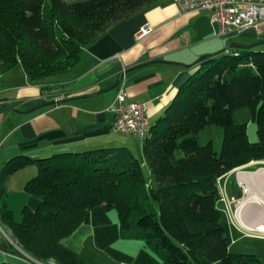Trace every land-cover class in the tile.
<instances>
[{
  "label": "trees",
  "instance_id": "obj_1",
  "mask_svg": "<svg viewBox=\"0 0 264 264\" xmlns=\"http://www.w3.org/2000/svg\"><path fill=\"white\" fill-rule=\"evenodd\" d=\"M159 0H0V75L21 65L30 80L72 69L83 47L111 25ZM142 141L143 164L126 147H98L33 158L15 154L0 171V221L20 250L40 262L86 264L62 243L101 206L117 214L121 237L142 240L160 264H264L230 250L218 179L264 160V51L225 48L197 62ZM256 125L250 141L236 111ZM222 128L218 153L196 134ZM25 146L24 148H27ZM34 165L24 190L38 198L15 222L6 179ZM0 264H12L2 261Z\"/></svg>",
  "mask_w": 264,
  "mask_h": 264
},
{
  "label": "crops",
  "instance_id": "obj_2",
  "mask_svg": "<svg viewBox=\"0 0 264 264\" xmlns=\"http://www.w3.org/2000/svg\"><path fill=\"white\" fill-rule=\"evenodd\" d=\"M145 24L152 31L138 38L136 34ZM229 44L264 51V28L248 27L222 39L215 36L207 9L180 13L172 0H159L111 25L85 45L78 63L65 73L32 81L21 65L15 66L0 75V166L15 154L42 158L66 151L126 147L140 159L149 177L143 140L112 125L110 107L119 89L125 90L128 102L145 103L151 127L180 84L197 68L199 58ZM248 137L257 138L255 132H248ZM254 165H264V160L251 161L218 179L221 188L220 183L224 185L226 177L234 175L237 188H222L233 202L243 197L240 182L244 181L238 173L248 174L244 180L251 188L260 183L250 178L261 169H252ZM244 168L251 171H239ZM35 173V166L27 165L6 179L8 203L20 202L31 209L38 205V198L24 190ZM250 209L246 208L243 219L252 225L255 219L254 223L249 219ZM62 243L86 264H160L142 240L121 237L116 212L101 206L86 211L83 222ZM2 261L40 264L26 254L0 250Z\"/></svg>",
  "mask_w": 264,
  "mask_h": 264
},
{
  "label": "built area",
  "instance_id": "obj_3",
  "mask_svg": "<svg viewBox=\"0 0 264 264\" xmlns=\"http://www.w3.org/2000/svg\"><path fill=\"white\" fill-rule=\"evenodd\" d=\"M172 1L180 13L207 9L209 11V21L215 26V36L222 39H226L248 27H254L256 29L264 28V0ZM151 31L152 27L149 24H145L141 26L136 36L140 38ZM56 100L58 101L60 99L56 98ZM110 110L113 113L112 125L116 130L125 134H132L142 140L149 135L150 125L145 103L139 101L128 102L126 100V92L122 87L119 89ZM241 187L246 195L247 186L242 185ZM220 194L221 200L225 201L226 205L232 203V200L227 196L224 189H222ZM231 222L234 221L232 220ZM237 225H239V228H245L239 222ZM0 229L2 230L1 226ZM256 232L264 234V231ZM5 235L8 241L15 244L20 250L9 235ZM40 264L43 263L40 262Z\"/></svg>",
  "mask_w": 264,
  "mask_h": 264
},
{
  "label": "rangeland",
  "instance_id": "obj_4",
  "mask_svg": "<svg viewBox=\"0 0 264 264\" xmlns=\"http://www.w3.org/2000/svg\"><path fill=\"white\" fill-rule=\"evenodd\" d=\"M235 114H236V117L239 121H241V122H247L248 121L247 133L248 132L249 133L255 132V134H256V125L251 121L250 116H249V111L247 108L239 109L236 111ZM222 134H223V132H222V128L220 126H218L216 124H210V125H207L201 131H199L196 134V138H197L199 144H201V145L207 143L208 141H212L215 150L219 153L220 148H221V143H222ZM250 141L253 142V141H256V139L250 140ZM2 166H3V164L0 166V171H1ZM257 166H259V165H254L251 168L255 169V168H257ZM258 168H264V165H260ZM241 170L242 171H251V169H247V168L240 169L239 171H241ZM36 171H37V168H36ZM261 171H264V170H258L255 173H259ZM240 175L241 174H238V176H240ZM234 182H235L234 175L230 174L229 176H227L225 179V184L223 185V183H220V185H221V189L219 188L220 193L222 192V188L226 189V187H227L228 191L232 187L237 188V186ZM225 185H226V187H225ZM256 185H257V188H259L261 186L260 183H258ZM241 189H242V187H241ZM238 190H239V192H241L240 189H238ZM242 193H243V197H242V199H243L246 197L245 193L243 192V189H242ZM241 200H239V202ZM237 205H238V201H234V202L232 201V203L229 205H226L225 201H223V200H221L219 202V207L222 209V211L224 212L225 218L230 223L229 227H230V234H231V238H232L230 250L232 252H236V253L254 254L262 263H264V234H261V233L256 232V231L247 230L245 228H238V226H236V224L238 223L236 218H235V211L237 209ZM24 206H26V205L23 203H20V202H18V203L13 202L12 204L8 203V207L12 211L13 219L15 222L21 221V218H22L21 211H22V208ZM249 207L251 208L249 210V213H248L249 219L251 218L252 222L254 219L256 221V222L254 221L255 223L253 222L254 223L253 225H256L258 223L262 224V221H264V220H262V219H264V217H262V215H264V209H262L261 206H248L246 208H249ZM246 208H244V210H243V215H244V211L246 210ZM232 220L234 222H231ZM0 226L2 228V230L0 229V250L12 252V253L16 252V250H19L15 244L10 243L8 241V239L5 235V234H7V235L11 236L9 229L1 221H0ZM10 238H12V237H10ZM36 261H38V260H36ZM41 263L49 264L46 262H41Z\"/></svg>",
  "mask_w": 264,
  "mask_h": 264
},
{
  "label": "bare ground",
  "instance_id": "obj_5",
  "mask_svg": "<svg viewBox=\"0 0 264 264\" xmlns=\"http://www.w3.org/2000/svg\"><path fill=\"white\" fill-rule=\"evenodd\" d=\"M259 170H264V168H261ZM245 175L248 176V174H241L239 176V180L241 178V181H244V182H240V183L244 184L245 186H247V188H246L247 192H246V197L243 198L237 205V210H236V213H235L236 219L247 230L264 231V221H262V224L258 223L256 225H253V224L251 225V224H247L245 222V220L243 219V210H244V208H246L248 206H261L262 209H264V171H261L259 173L253 174L252 177H250V178H253V179L260 180V185L261 186L259 188H251V187H249L248 183L245 182V180H244V178L246 179ZM262 217H264V215H262ZM262 220H264V219H262Z\"/></svg>",
  "mask_w": 264,
  "mask_h": 264
},
{
  "label": "water",
  "instance_id": "obj_6",
  "mask_svg": "<svg viewBox=\"0 0 264 264\" xmlns=\"http://www.w3.org/2000/svg\"><path fill=\"white\" fill-rule=\"evenodd\" d=\"M234 46H237V45L229 44L227 48H231V47H234ZM238 47L246 48V47H249V46H238ZM203 57H205V56H201L199 59H202Z\"/></svg>",
  "mask_w": 264,
  "mask_h": 264
}]
</instances>
